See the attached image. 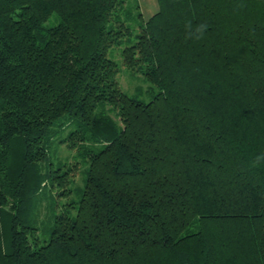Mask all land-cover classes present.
I'll list each match as a JSON object with an SVG mask.
<instances>
[{"label": "trees", "instance_id": "obj_1", "mask_svg": "<svg viewBox=\"0 0 264 264\" xmlns=\"http://www.w3.org/2000/svg\"><path fill=\"white\" fill-rule=\"evenodd\" d=\"M156 1L145 20L129 0H0V264H264V0ZM122 44L147 102L118 84ZM67 126L88 167L40 244Z\"/></svg>", "mask_w": 264, "mask_h": 264}, {"label": "rangeland", "instance_id": "obj_2", "mask_svg": "<svg viewBox=\"0 0 264 264\" xmlns=\"http://www.w3.org/2000/svg\"><path fill=\"white\" fill-rule=\"evenodd\" d=\"M131 4H138L139 10L143 18L146 20L158 9L156 0H129ZM58 23L55 15L51 16L46 25L52 26ZM132 25V24H131ZM133 26V25H132ZM124 44L109 51L108 56L118 63L119 71L117 73V81L120 88L128 95L136 96L138 99L147 102L154 92H147L149 84L137 74L128 70L121 65V49ZM110 115L117 120L113 113ZM73 126H67L64 130L54 139L48 149L49 159L51 161V170L53 175L65 173L64 184L59 185L57 182L60 179H55L53 187L46 181V185L42 188L37 199L39 203L35 210L36 222V238L38 243H44L50 234L54 218L67 211L70 216L75 214V210L68 207L69 201H76L78 199V189L82 188L85 171L88 167V162L78 156L74 148H68L66 143H61L60 139L64 138ZM57 170V171H56ZM70 190V193L64 195H57L58 192L63 190Z\"/></svg>", "mask_w": 264, "mask_h": 264}, {"label": "clouds", "instance_id": "obj_3", "mask_svg": "<svg viewBox=\"0 0 264 264\" xmlns=\"http://www.w3.org/2000/svg\"><path fill=\"white\" fill-rule=\"evenodd\" d=\"M187 31V38L190 39H202L207 30V24L201 23L197 25L194 29L191 23L185 25ZM264 166V151H261L251 157L250 167H261Z\"/></svg>", "mask_w": 264, "mask_h": 264}]
</instances>
